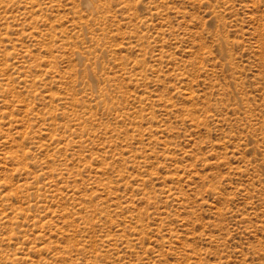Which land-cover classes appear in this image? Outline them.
<instances>
[{"label": "rangeland", "instance_id": "1", "mask_svg": "<svg viewBox=\"0 0 264 264\" xmlns=\"http://www.w3.org/2000/svg\"><path fill=\"white\" fill-rule=\"evenodd\" d=\"M0 264H264V0H0Z\"/></svg>", "mask_w": 264, "mask_h": 264}]
</instances>
